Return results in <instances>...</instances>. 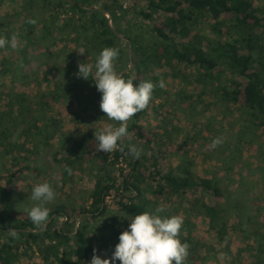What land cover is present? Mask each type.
<instances>
[{"label":"trees","instance_id":"16d2710c","mask_svg":"<svg viewBox=\"0 0 264 264\" xmlns=\"http://www.w3.org/2000/svg\"><path fill=\"white\" fill-rule=\"evenodd\" d=\"M3 1L5 0H0V3ZM140 3L145 6L137 10ZM22 6L32 17L25 22L29 43L48 52L47 55L54 59L53 67L64 63V69H67L66 79H76V84L64 93L76 91L80 95L83 91V86L78 82L83 78L77 76L81 62L95 60L105 47L118 48L117 59L123 60L125 52L122 46L125 42L128 49L132 47V55L128 52L125 58L129 65L133 63V67L129 71L127 65L125 70L120 71L121 68L118 72L133 78L134 83L150 80L149 70L162 61L167 64L178 61L183 66L199 68V80L209 87L215 81L222 82V73L227 69L232 75L228 82L233 89L225 90L226 85L222 86L224 99L240 105V110L246 109L253 126L264 127V5L258 7L252 0H22ZM70 13L72 17L66 18V14ZM131 13L137 14L140 20L134 22L128 18ZM107 14H111L115 27H112ZM62 15H65L64 20L55 24L58 22L56 19ZM203 15H209L214 22L213 37L203 35L196 27L198 18ZM36 18L37 23L42 20L45 29H49L50 38L48 34L43 38L38 36L36 23L33 22ZM141 19L148 24L151 40L146 39L143 29L139 27ZM122 21L127 24L121 26ZM226 22L230 25L224 32L222 26ZM231 28L235 34L231 32ZM57 31L65 34L63 40L56 38ZM205 41L208 42L206 48ZM55 44L60 47L51 48ZM81 47L91 55L89 60L85 54L78 53V48ZM91 83L92 86L88 89L90 96L101 100L102 94L92 79ZM34 100L35 97L28 96L26 92H18L10 96V108L18 104L26 112L22 119L32 121L36 112L33 108ZM154 105L152 99L145 110L137 112L130 119L128 136L124 138L125 145L136 144L138 141L149 148L152 168L149 175V167L144 162L147 156L143 152L139 159L128 154L127 147L124 151L99 152L94 133L85 132L64 138L55 153V160L62 167L64 179L74 177L73 170L77 161H103V166L94 179L90 206L83 208L58 204L50 209L49 216L52 220L43 231L36 230L28 213L17 209L15 203L16 180L20 174L30 169L29 164L18 160L7 170L6 182H0V238L2 235L6 236L0 241V264H16L22 258L64 263L72 261L74 256L75 264H88L94 255V249L98 255L106 250L112 255L120 233L128 225L115 231V240L99 244L90 236L92 223L97 222L108 211L109 199L114 201L120 211L131 217L145 211L151 212L149 202L143 196L147 187L159 199L166 195L175 197L197 186L202 187L212 195L202 203L203 213L210 219L211 229L216 230L220 226L219 235L228 237L230 225L225 216L228 209L224 203L231 196L228 188L219 184L217 179L200 176L190 160L189 163L182 162L167 172L161 168V146L156 137L139 122ZM22 123L20 122L21 125ZM22 134H26V130ZM19 135L11 126L0 130V142L8 147L6 152L20 151L18 147L21 143L17 139ZM122 161L126 162L128 170L118 167ZM116 167L119 174L114 170ZM199 199V196L193 194L194 202H199ZM237 205L239 204H235V207ZM244 208L240 211L241 224L247 216L249 223L256 225L253 228L256 235L264 237V220L259 221L252 216V211L250 213L246 206ZM77 222H80L78 226ZM240 227L242 225L236 226L238 229ZM9 228L16 230V237L8 234ZM246 233L250 235L249 232ZM181 241L185 243L184 239ZM257 253H261V259L255 264H264V243L259 244ZM184 264L191 263L185 259ZM244 264L253 263L249 259Z\"/></svg>","mask_w":264,"mask_h":264},{"label":"rangeland","instance_id":"374dc122","mask_svg":"<svg viewBox=\"0 0 264 264\" xmlns=\"http://www.w3.org/2000/svg\"><path fill=\"white\" fill-rule=\"evenodd\" d=\"M252 1L258 7L264 5V0ZM144 6V3H140L137 10ZM64 16L57 18L58 22L55 24L61 23L65 17H72L71 13ZM107 16L111 18L112 24L111 14ZM31 18L30 13L23 9L22 0H5L0 3V37L11 40L15 35L17 39L15 49L8 45L0 48V130L11 126L16 134H20L17 139L21 143L19 152L8 153V147L0 142V182H6L7 170L15 162L24 160L30 169L20 174L16 180L14 196L17 209L27 212L25 209L33 204L32 186L43 181L49 182L56 192L55 200L48 205L49 209L58 204L87 208L91 204L90 195L95 176L101 172L103 161H77L73 170L74 177L64 179L62 167L55 160V153L68 135L94 133V126L117 122L109 120L100 110V99L90 96V77L78 81L83 86L80 95L76 91L64 93L76 84V79H66L67 69H64V63L53 67L54 59L47 55L48 52L45 53V50L41 51L29 43L25 22ZM128 18L134 22L140 20L134 13L129 14ZM198 19L197 29L203 35L213 37L215 31L212 28V18L203 15ZM36 20L37 18L34 22L38 36L43 38L48 34L50 38L51 33L49 29H45L43 21L37 23ZM140 22L139 27L143 29L146 39L151 40L147 22L142 19ZM126 24L123 21L120 23L121 26ZM229 25L226 22L222 30L226 32ZM112 27H115L114 24ZM231 32L235 34L232 28ZM64 35L56 32L58 40H63ZM207 43L204 42L205 48ZM59 47V44L51 46L53 49ZM122 47L125 52L124 59L116 60L117 71L121 68L120 71H123L129 65L125 57L128 52L130 55V48L126 47L125 42ZM85 55L87 59L91 56L87 51ZM94 62L92 60L88 63ZM132 67L129 65V71ZM200 74L199 68L183 66L178 61H173V64L163 61L156 64L149 70L148 76L157 84L163 79L166 87L161 89L157 86L154 89L152 99L155 105L148 109L139 122L156 137L161 146V168L165 172L176 168L182 162L191 161L192 167L200 176L217 179L219 184L228 188L231 196L224 200L228 209L225 216L230 225L228 237L219 235L220 226L216 230L211 229L210 219L204 215L202 203L212 195L200 186L181 192L175 197L166 195L161 199L156 198L147 187L143 196L149 202L151 212L160 206L165 209L161 215H179L183 218L179 238L184 239L188 245L186 260L191 264H244L249 259L255 264L261 259V253H257V250L259 244L264 243V237L256 235L253 229L256 225L249 223L247 216L243 219V224L239 220L240 211L245 206L248 212L252 211L254 218L264 220V127L253 126L246 109L240 110V105L224 99L222 86L226 85L225 90L233 89L228 82L232 75L227 69L222 73V82L215 81L211 87L199 80ZM18 92H26L28 96L35 97L34 120L24 121L22 118L26 112L18 104L10 108V96ZM24 130L26 134H22ZM215 138H221L222 143L213 148L212 141ZM136 144L147 156L144 162L149 167V175L152 170L149 148L138 141ZM118 167L125 171L129 168L125 161L119 163ZM114 170L119 174L117 167ZM193 194L199 196V202L193 201ZM109 200L108 211L97 222L92 223L89 229L90 236L99 244L111 242L115 231L124 229L130 223L128 218L131 216L120 211L112 199ZM235 204H239L238 208ZM51 220L49 216L48 222ZM79 224L77 222L76 226ZM238 224L242 225L239 229L236 228ZM5 238L2 235L0 241ZM99 255L102 258L111 257L108 250L100 252ZM75 260V256L72 261L64 263L22 258L16 264H75Z\"/></svg>","mask_w":264,"mask_h":264},{"label":"clouds","instance_id":"9594fccd","mask_svg":"<svg viewBox=\"0 0 264 264\" xmlns=\"http://www.w3.org/2000/svg\"><path fill=\"white\" fill-rule=\"evenodd\" d=\"M6 45L15 49L16 36L13 35L11 40L0 37V48ZM86 51L83 47L78 48L80 55H84ZM118 56V48L105 47L94 64H79L77 76L86 80L92 77L97 90L102 94L100 110L109 120L117 122L94 126L98 151L112 153L124 151L127 147L128 154L139 159L143 149L136 144L124 143V138L128 136V122L137 112L146 109L153 98L154 89L157 86L163 89L166 84L163 79L158 84L151 80L134 83L133 78L125 77L117 71L115 61ZM221 143V138H215L212 147ZM55 198V189L49 182L43 181L32 186L33 204L25 211L36 230H45L50 215L48 205ZM164 211L163 207L158 206L152 212L145 211L128 218L130 223L120 233L119 242L111 257L102 258L94 249L89 264H184L188 256V245L179 238L183 218L179 215H161ZM7 231L11 237H16L14 228Z\"/></svg>","mask_w":264,"mask_h":264},{"label":"water","instance_id":"95a60500","mask_svg":"<svg viewBox=\"0 0 264 264\" xmlns=\"http://www.w3.org/2000/svg\"><path fill=\"white\" fill-rule=\"evenodd\" d=\"M111 19V18H110ZM111 21V20H110ZM130 52L132 54V47H130ZM133 66V63L131 62L130 67Z\"/></svg>","mask_w":264,"mask_h":264}]
</instances>
